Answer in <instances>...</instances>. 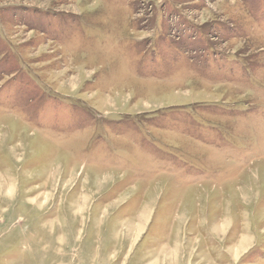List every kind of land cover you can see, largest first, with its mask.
<instances>
[{
	"label": "rangeland",
	"instance_id": "374dc122",
	"mask_svg": "<svg viewBox=\"0 0 264 264\" xmlns=\"http://www.w3.org/2000/svg\"><path fill=\"white\" fill-rule=\"evenodd\" d=\"M0 264H264V0H0Z\"/></svg>",
	"mask_w": 264,
	"mask_h": 264
},
{
	"label": "crops",
	"instance_id": "0c3cea01",
	"mask_svg": "<svg viewBox=\"0 0 264 264\" xmlns=\"http://www.w3.org/2000/svg\"><path fill=\"white\" fill-rule=\"evenodd\" d=\"M239 240L238 241H242V240H244V239H240V238H238Z\"/></svg>",
	"mask_w": 264,
	"mask_h": 264
}]
</instances>
